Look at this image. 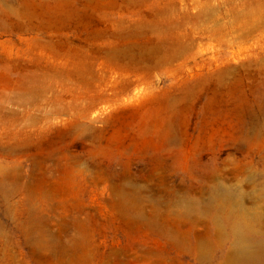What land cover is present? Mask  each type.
I'll return each mask as SVG.
<instances>
[{
	"label": "rangeland",
	"instance_id": "obj_1",
	"mask_svg": "<svg viewBox=\"0 0 264 264\" xmlns=\"http://www.w3.org/2000/svg\"><path fill=\"white\" fill-rule=\"evenodd\" d=\"M129 42L133 54L157 46L174 56L141 69L105 58ZM0 102V145L25 140L41 166L22 155L16 172L34 173L51 197L31 207L21 184L9 188L19 191L0 200V264H209L148 215L211 174L245 205L260 192L264 0H0ZM179 228L188 241L208 229Z\"/></svg>",
	"mask_w": 264,
	"mask_h": 264
},
{
	"label": "bare ground",
	"instance_id": "obj_2",
	"mask_svg": "<svg viewBox=\"0 0 264 264\" xmlns=\"http://www.w3.org/2000/svg\"><path fill=\"white\" fill-rule=\"evenodd\" d=\"M178 13H180V12H178ZM203 15H205V14H203ZM170 19H172V18H170ZM230 21H231V19H230ZM216 25H217V23H216ZM223 29H224V27H223ZM156 30H158V29H156ZM155 32H157V31H155ZM191 32H192V30H191ZM126 34L130 38L131 34L135 35L138 33L137 32H127ZM223 34H224V32H223ZM153 35H155V34H153ZM130 45H132L131 42H129L125 47L122 46L121 48H118V49L112 51L111 53H108V55H106L105 58L107 60H110V61L114 60L116 62V64H118V62L125 59L127 64L131 68L141 69L143 64L147 60H151L152 62H155L157 65H160V64L164 65V64H167L170 62V60H171V59L169 60L170 56H174V55H170L168 53H161L159 50V47H157V46L143 47V48H140L141 51L139 52V54H133L130 52ZM181 53H183V52H181ZM154 59H155V61H154ZM149 65L152 66L151 64H149ZM153 66H155V65H153ZM54 74L57 78H59L58 79L59 82L61 81L60 80L61 78L68 77V75H64V73H62V72H58V73H54ZM37 83H43V79L41 81L39 80ZM37 83H35V84H37ZM23 87L27 90V92L25 94L26 97L25 96L24 97L27 98L29 101L33 100L32 94L27 95L28 93L35 90V89H33V86L27 84V82L26 83L24 82ZM20 89H21V87H20ZM19 96H20V93H19ZM17 98H18V96H17ZM28 102H26V103H28ZM24 103H25V101H24ZM33 106H35V105H33ZM68 108L69 107H66L63 110L59 109L58 112H56V113L65 112L68 110ZM5 110H6V108H5ZM5 110H3V111H5ZM54 110H56V109L54 108ZM87 110H83V111L81 110L82 112L79 111L78 115L82 118H85L87 116V114H89L87 112ZM33 111H35V110H33ZM14 112L16 113V111H14ZM43 113H44V111H43ZM52 113L53 112H50L49 114H52ZM39 116L40 115H38V117ZM97 116H98V113L96 112L93 115H91L89 120L90 119L91 120L96 119ZM35 117H37V116H35ZM77 118H78V116H77ZM27 121H29V120L27 119ZM32 121H33V119H32ZM74 121H75V123H74L75 132H77V131L79 133L81 131L85 132L86 127L81 122V120L79 121L78 119H76ZM25 123H26V121H25ZM11 125H14V122H11ZM21 125H19L18 128H20ZM32 126H33V124H32ZM29 128H30V124H29ZM88 128L89 127H87V129ZM242 138H243L244 142L247 140H250L248 136H245ZM28 139H30V138H28ZM28 139H26V140H28ZM13 140L14 139H12V141L10 140V141L2 142V144L0 145V158H3L0 161V200L6 202L8 197H11L17 191H19V190L14 191L13 189L11 191L9 188L11 186L21 184V186L24 187V189L26 190V193H27L26 197H25V201H27V205L32 207V203L34 205V201H36V200L40 201L41 203H45L44 201H49L51 197L49 196L47 191L39 189L38 186L37 187L34 186V183H33V180L35 177L34 173L27 172L26 174H21V173L16 172L20 163L15 158H18L19 156H22V155L26 156L29 159V161L32 162L33 168L40 167L41 166V160L37 159L34 154L30 155L27 153L26 148H25L26 143L24 142L25 141L24 139H23L24 141L19 140V142H17L16 140L15 141H13ZM46 161H48V160H46ZM42 162H43V160H42ZM246 174H248V173H246ZM252 176H253V174H252ZM43 178H44V176H43ZM208 178H209V181L206 184H203L202 187H199V189L195 190L194 192L189 191V188H188V190H186L184 192V194H186L184 197H181L178 199L169 198L168 200L166 198H164L167 201H164V205H163L164 209L162 211L158 210L156 208V206L153 205L152 215H148V216H150L148 218V222L157 231H159L160 234L163 235L169 242H171L172 246H174L178 250H185L188 248L189 252H191L193 257L198 261H203L206 258L208 260L209 264H211V259L213 258L212 257L213 253L215 250H218V248H219L220 253L217 255V260L212 264H264V213L260 211L261 205H262V209H264V199H261V201H258L261 196L264 197V175H263V180L261 182V188L259 189L260 192H257L254 188H251L252 190L249 193V199H248V200H250L249 205H245V199L242 196L243 194H241L239 192L240 190L239 191L234 190L230 186L224 184L223 182H220L222 180L219 181L218 178H216L212 174L210 176H208ZM42 180H44V179H42ZM248 182H250V181H248ZM35 183H37V182H35ZM41 184H42V182H41ZM121 189H122V187H121ZM180 191H181V189H180ZM126 192H128V191H126ZM129 193H131V192H129ZM259 202H261V203L259 204ZM151 204H152V202H151ZM138 208L139 209L136 210L135 214H137L139 217H141V213H142L141 210L142 209H141V207H138ZM137 215H135L134 217L136 218ZM44 223L46 225V222H44ZM181 224L182 225L188 224L192 228L197 227L200 224H204L205 227H207L208 229H207V232H205V233L204 232H199V233L194 232L193 240L188 241L185 237L186 235H184V231H182L181 228H179ZM73 228H75V227H73ZM41 231H40V233H42ZM55 238L56 237H54V239ZM59 238H58V240H59ZM75 242L77 243V241H75ZM60 245L61 244H59V246ZM33 248H35V247H33ZM29 250H30V248H29ZM35 250H36V248H35ZM49 250H50V248H49ZM51 251H52V248H51ZM41 254H43V253H41ZM50 254H51V252H50ZM46 255H47V253H46ZM52 255H53V253H52ZM60 255H62V254H60Z\"/></svg>",
	"mask_w": 264,
	"mask_h": 264
}]
</instances>
